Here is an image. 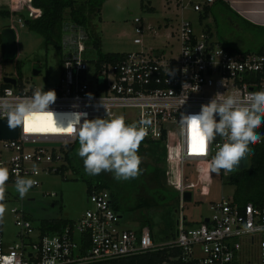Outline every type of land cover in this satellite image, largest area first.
Here are the masks:
<instances>
[{"label":"built area","instance_id":"obj_1","mask_svg":"<svg viewBox=\"0 0 264 264\" xmlns=\"http://www.w3.org/2000/svg\"><path fill=\"white\" fill-rule=\"evenodd\" d=\"M162 1L166 7L171 3L179 10L189 4L198 19L203 16L204 7L213 2ZM168 19L164 25L172 26L169 36L173 35L177 43L174 51L148 47L121 52L114 60H99L96 55L85 57L82 52L86 48V29L65 20L57 80L53 85H43V90L56 93L50 111L70 115L55 117L52 127L46 126L45 116L34 118L29 123L33 131L25 132L17 127L15 137H0V166L9 169L6 192L15 184L17 171L22 177L38 181L40 171H55L65 163L64 153L75 140L62 130L71 120V114L86 113L87 119L114 118L116 109L130 110L124 116L125 121L133 123L141 118L152 121L145 139L159 140L164 147L166 168H174L171 169L173 180L166 169L168 184L177 190L174 236L156 242L146 225L138 229L121 227L120 214L112 207L109 191L91 188L86 192L88 204L84 210L76 218H68L50 229L38 222L33 226L21 207H11L19 240L12 249H4L0 222V264H45L53 258L55 264H84L162 246L177 247L175 258L182 264H264V232L243 231L248 222L264 225V195L256 204L250 201L238 204L232 196L220 195L209 201V214L192 225L183 214L182 192L190 191L196 181L184 174V164L191 165L190 174L198 173L195 169L201 167L198 163L209 168L217 145L223 140L217 136L206 156L194 153L187 129L182 134L180 123L181 114L199 113L201 105L211 99L222 100L229 95L246 98L249 93L264 91V45L259 51H229L211 41L206 29L195 31L188 18ZM16 21L20 22V18ZM132 23V41L139 43L143 21L140 16H134ZM9 26L13 29L12 24ZM13 59L16 60L15 56ZM3 75L13 77L14 83L3 82ZM41 87L26 83L16 69L11 74L0 75V98L11 102L31 96ZM229 253L231 259L225 261Z\"/></svg>","mask_w":264,"mask_h":264},{"label":"rangeland","instance_id":"obj_2","mask_svg":"<svg viewBox=\"0 0 264 264\" xmlns=\"http://www.w3.org/2000/svg\"><path fill=\"white\" fill-rule=\"evenodd\" d=\"M76 2H86V0H75ZM194 1V0H193ZM31 12L38 14L39 8L25 1ZM144 2V3H143ZM150 5L151 10L145 6ZM210 9L199 19L197 12L191 9L189 4L184 5L180 10L173 7L170 3L168 7L162 0H103L97 13L87 12L88 28L93 30L99 40V49L102 52H127L131 50L147 49L148 47L163 48L167 51L172 48L174 51L177 43L173 35L169 36L171 25L165 24L168 18L182 16L191 21L195 31L206 29L209 32L211 41L230 46L236 51H253L256 46L264 42V23L258 24L250 21H243L230 11L223 8L219 3L210 4ZM27 10V9H26ZM24 10L22 14L30 15L29 11ZM34 16L33 14L31 17ZM140 16L144 30L141 34V42L132 41L134 36L132 18ZM7 18L0 16V26L7 25ZM15 32L16 60L20 61V73L26 83L35 86L53 85L58 76V56L51 45H44L42 36L31 29H28L23 22H12ZM149 27V28H148ZM91 36L86 40V48L82 52L85 57L91 58L96 55V49L91 45ZM38 69L33 74L32 69ZM15 67L13 58L3 59L0 52V75L3 73L11 74ZM130 110L116 109L114 117L118 115H128ZM91 119V118H90ZM128 122V121H126ZM264 134V128L262 133ZM164 148V147H163ZM163 148L158 145L142 144L140 156L142 163L140 168L150 166L149 163L155 162L154 155H159L155 163L165 165L164 181L166 180V169L169 179H175L174 168H166V163L161 156ZM79 149L78 140L72 151ZM155 152L156 154H153ZM161 161V162H160ZM171 164V163H169ZM187 177L190 178V164H184ZM201 168H195L200 170ZM194 169V168H193ZM205 173L195 181V185L190 188L191 195L189 200L182 202V212L188 219L189 224L198 222L203 216L209 214V201L221 196L231 197L233 184L226 181V173H211L206 168ZM187 174V173H184ZM38 184L33 186L28 194L21 199L15 189V184L8 187L4 203L7 206L4 220L1 222L2 246L6 250L12 249L15 241L19 240L16 235L17 226L14 224V214L10 208L15 206L22 208L34 226L40 219L48 217L76 218L87 206L85 184L77 175L66 167L62 172L50 171L41 172L37 175ZM132 186L137 187L140 177L131 179ZM53 192V193H52ZM168 193V192H167ZM170 194V193H168ZM153 209L120 210L119 225L121 227L138 229L142 217L148 219L149 227L153 233L154 241H162L171 231H173L176 220L177 196L172 195L166 202H158ZM167 264V263H164Z\"/></svg>","mask_w":264,"mask_h":264},{"label":"clouds","instance_id":"obj_3","mask_svg":"<svg viewBox=\"0 0 264 264\" xmlns=\"http://www.w3.org/2000/svg\"><path fill=\"white\" fill-rule=\"evenodd\" d=\"M55 101V91H44L42 85L31 96L19 98L15 102L0 98V118L7 119L10 129L19 127L31 132L33 129L29 123L34 118L46 116L49 121H56L54 113L49 110ZM71 115V120L62 130L78 140L77 154L83 158L86 174L111 172L117 180L134 179L141 174L142 157L138 151L141 142L149 134L150 119L141 118L138 122L126 124L123 115L91 120L87 119L86 113ZM180 123L182 134L187 129L190 144L195 143L202 155L208 154V147L217 136L221 138L223 143L217 145L209 165L210 172L219 174L224 170L226 174L230 173L251 153L252 145L264 142V134L256 131L264 126V91L249 93L246 98L229 95L222 100L211 99L201 105L199 113L181 114ZM9 175V169L0 166V222H3L7 210L4 201ZM37 183V180L22 177L16 172L15 189L21 199ZM243 231L264 232V225L254 226L248 222L244 224ZM230 259L229 253L225 261ZM45 264H55L54 258L46 260Z\"/></svg>","mask_w":264,"mask_h":264},{"label":"trees","instance_id":"obj_4","mask_svg":"<svg viewBox=\"0 0 264 264\" xmlns=\"http://www.w3.org/2000/svg\"><path fill=\"white\" fill-rule=\"evenodd\" d=\"M31 5L39 8L37 15L33 17H23V24L28 29L38 32L42 36L43 44L51 45L57 56L61 52V32L62 25L65 20H69L74 24H79L86 29L87 38L91 36V45L96 49V56L99 60H114L120 53L118 52H102L99 49V40L93 30H87L89 20L87 12H95L98 15L100 4L103 0H86V2H76L75 0H29ZM148 0H146V3ZM144 3V2H143ZM212 3H223V0H213ZM211 3V4H212ZM145 6V5H144ZM223 6V5H222ZM151 10L150 5L145 6ZM209 6L204 7L203 15L210 9ZM233 13V12H232ZM243 21H249L244 17L234 12ZM264 42L254 48L253 51L261 50ZM229 51H236V49L225 46ZM244 51V50H242ZM15 67L20 76V61L15 60ZM94 119V118H91ZM89 119V120H91ZM111 119V118H105ZM131 124V122H126ZM264 126L256 131L262 133ZM77 139L68 146L64 153V162L56 171L62 172L66 167H69L77 177L85 184L86 192L91 188H105L109 191L112 207L119 213L120 210H137V209H153L158 199L160 202H166L168 197L172 195L177 196V190L172 186L165 184L164 168L165 165L155 162L160 159L159 155H154L155 162L149 163L147 168H140L141 183L134 187L131 179L117 180L111 172H102L99 175H88L84 170L83 158L72 151ZM148 143L150 145H158L163 148L159 140L144 139L139 147L138 154L140 155L142 144ZM251 153L248 155L247 165L243 168L233 170L227 173L226 181L233 184L232 199L238 203L243 204L247 201L252 203H259L264 195V142L251 146ZM153 154H156L153 152ZM164 157V148L163 155ZM161 162V161H160ZM164 163V159H163ZM222 172V170L220 171ZM170 194H168V193ZM68 218L65 217H51L38 220V223L43 228L58 227L63 224ZM146 225L149 228L151 238L154 240L153 233L149 227L148 219L142 217L140 219V226ZM174 229L164 239L166 240L174 236ZM179 249L175 246H162L153 250H147L141 253L118 257L110 260H101L89 262L84 264H182L179 258H175Z\"/></svg>","mask_w":264,"mask_h":264},{"label":"crops","instance_id":"obj_5","mask_svg":"<svg viewBox=\"0 0 264 264\" xmlns=\"http://www.w3.org/2000/svg\"><path fill=\"white\" fill-rule=\"evenodd\" d=\"M25 1L29 0H0V16L7 18L9 21L7 25L12 24L16 21V18H20V23L23 22V17H31L37 15L36 12H31ZM30 2V1H29ZM221 4V3H220ZM223 8L230 11L232 14L237 13L238 15L244 17L253 23L263 24L264 23V0H223ZM27 9V10H26ZM26 10L29 11L28 16H24L22 12ZM33 17V16H32ZM18 22V21H17ZM6 26V25H5ZM14 32V30H13ZM15 35V32H14ZM16 37V35H15ZM15 42V38H14ZM264 45V44H263ZM203 167L202 163H198ZM206 168H201L191 176L194 179L200 178L205 172Z\"/></svg>","mask_w":264,"mask_h":264},{"label":"water","instance_id":"obj_6","mask_svg":"<svg viewBox=\"0 0 264 264\" xmlns=\"http://www.w3.org/2000/svg\"><path fill=\"white\" fill-rule=\"evenodd\" d=\"M14 38H15V35H14L13 29L11 28V26L6 25L1 28L0 30V39H1V47H2L1 57L3 59H10L15 56L16 46H15ZM37 71L38 69L36 68L32 69L33 74L37 73ZM2 81L14 83V78L11 76L3 75ZM16 134H17V128L10 129L7 123V119L0 118V137H15ZM246 165H247V156L245 160H242L240 162V164L237 166L236 169L243 168ZM185 173H188L186 169H185ZM190 194L191 193L189 190H184L182 192L183 199L189 200ZM203 219L206 220V217H204Z\"/></svg>","mask_w":264,"mask_h":264},{"label":"bare ground","instance_id":"obj_7","mask_svg":"<svg viewBox=\"0 0 264 264\" xmlns=\"http://www.w3.org/2000/svg\"><path fill=\"white\" fill-rule=\"evenodd\" d=\"M54 113V116L55 117H58V116H62V115H67V116H69L70 114H68V113H62V112H53ZM46 117V116H45ZM48 119H47V117H46V126H48V127H52L53 126V124L51 123V121H47Z\"/></svg>","mask_w":264,"mask_h":264},{"label":"snow or ice","instance_id":"obj_8","mask_svg":"<svg viewBox=\"0 0 264 264\" xmlns=\"http://www.w3.org/2000/svg\"><path fill=\"white\" fill-rule=\"evenodd\" d=\"M191 146V150L194 152V153H200L199 151H197V146L195 143H191L190 144ZM201 154V153H200Z\"/></svg>","mask_w":264,"mask_h":264},{"label":"flooded vegetation","instance_id":"obj_9","mask_svg":"<svg viewBox=\"0 0 264 264\" xmlns=\"http://www.w3.org/2000/svg\"><path fill=\"white\" fill-rule=\"evenodd\" d=\"M2 27L3 26H0V30H1ZM1 50H2V47H1V39H0V52H2Z\"/></svg>","mask_w":264,"mask_h":264}]
</instances>
